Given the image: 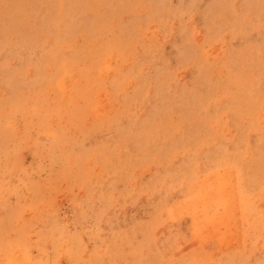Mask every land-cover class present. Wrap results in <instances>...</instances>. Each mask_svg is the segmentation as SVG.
I'll return each instance as SVG.
<instances>
[{"label": "rangeland", "instance_id": "rangeland-1", "mask_svg": "<svg viewBox=\"0 0 264 264\" xmlns=\"http://www.w3.org/2000/svg\"><path fill=\"white\" fill-rule=\"evenodd\" d=\"M21 260L264 264V0H0Z\"/></svg>", "mask_w": 264, "mask_h": 264}, {"label": "bare ground", "instance_id": "bare-ground-1", "mask_svg": "<svg viewBox=\"0 0 264 264\" xmlns=\"http://www.w3.org/2000/svg\"><path fill=\"white\" fill-rule=\"evenodd\" d=\"M222 179H223V177H222ZM221 181H222V180H221ZM225 181H226V180H225ZM225 181H224V182H225ZM226 182H227V181H226ZM226 182H225V183H226ZM223 184H224V183H223ZM221 185H222V184H221ZM221 185H220V186H221ZM227 186H228V185H227ZM221 188H222V187H221ZM228 188H229V186H228ZM226 189H227V188H226ZM229 189H230V188H229ZM221 190H225V189H221ZM221 190H220V191H221ZM220 191H218V192H220ZM227 191H228V190H226L225 193H227ZM228 192H229V191H228ZM230 193H232V192L230 191L229 194H230ZM224 195H225V194H224ZM217 196H218V195H217ZM226 196H228V195H226ZM229 196H231V195H229ZM222 197H223V196H222ZM233 198H234V197H233ZM215 199H216V198H215ZM228 199H230V197H229ZM225 200H226V199H225ZM228 205H229V204H228ZM225 207H226V206H225ZM221 209H222V208H221ZM219 211L221 212V210H219ZM222 212H223V211H222ZM222 212H221V214H222ZM228 213H229V212H227V215H228ZM215 214H216V212H215ZM217 214H218V213H217ZM219 214H220V213H219ZM223 215H225V214H223ZM215 216H216V215H215ZM217 216H218V215H217ZM217 216H216V217H217ZM221 216H222V215H221ZM225 219H226V218H225ZM214 221H215V219H214ZM216 222H217V221H216ZM212 223H213V222H212ZM218 223H219V222H218ZM237 223H238V222H237ZM228 224H229V223H228ZM228 224H227V225H228ZM219 225H221V224H218V226H219ZM229 225H231V224H229ZM221 226H222V225H221ZM221 226H219V227H221ZM233 226H237V224H236V225H233ZM233 226H231V227H233ZM213 227H214V225H213ZM235 229H236V228H235ZM213 230H214V229H213ZM213 234H214V233H213ZM232 238H233V237H232ZM237 241H238V240H237ZM17 259H18V258H17ZM15 260H16V259H15ZM18 260H19V259H18ZM14 262H15V261H14ZM14 262H13V263H14ZM15 264H24V263H23V261L21 260V261H18V263L15 262Z\"/></svg>", "mask_w": 264, "mask_h": 264}]
</instances>
